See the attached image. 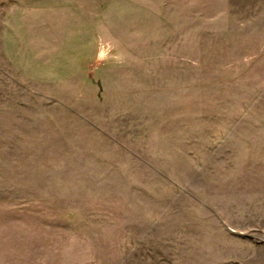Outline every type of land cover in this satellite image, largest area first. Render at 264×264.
<instances>
[{"label":"rangeland","instance_id":"rangeland-1","mask_svg":"<svg viewBox=\"0 0 264 264\" xmlns=\"http://www.w3.org/2000/svg\"><path fill=\"white\" fill-rule=\"evenodd\" d=\"M252 5L0 0V264H264Z\"/></svg>","mask_w":264,"mask_h":264},{"label":"crops","instance_id":"crops-1","mask_svg":"<svg viewBox=\"0 0 264 264\" xmlns=\"http://www.w3.org/2000/svg\"><path fill=\"white\" fill-rule=\"evenodd\" d=\"M251 1H253V19L254 21H260L259 24L261 26L264 22V0ZM15 85L19 87V92L23 89L22 84L19 81L15 82L12 62H9L8 58L5 60L0 59V139L5 138V140H7L8 135L9 137H12L13 135ZM39 118L40 111L38 106V126Z\"/></svg>","mask_w":264,"mask_h":264}]
</instances>
